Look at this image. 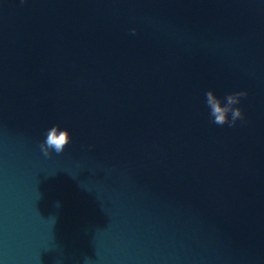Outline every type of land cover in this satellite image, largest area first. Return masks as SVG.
I'll return each instance as SVG.
<instances>
[{
  "label": "water",
  "instance_id": "obj_1",
  "mask_svg": "<svg viewBox=\"0 0 264 264\" xmlns=\"http://www.w3.org/2000/svg\"><path fill=\"white\" fill-rule=\"evenodd\" d=\"M0 264H264V0H0Z\"/></svg>",
  "mask_w": 264,
  "mask_h": 264
},
{
  "label": "clouds",
  "instance_id": "obj_2",
  "mask_svg": "<svg viewBox=\"0 0 264 264\" xmlns=\"http://www.w3.org/2000/svg\"><path fill=\"white\" fill-rule=\"evenodd\" d=\"M131 32L135 34L137 29L133 28ZM247 95L246 91H237L229 93L221 99L215 90H208L205 93V102L210 110L209 115L212 123L219 126L228 124L229 127H235L237 121L244 120V110L237 105L241 103V98ZM71 139L70 131L57 124L46 130L45 139L39 144V149L45 157L50 158L53 153H63Z\"/></svg>",
  "mask_w": 264,
  "mask_h": 264
}]
</instances>
